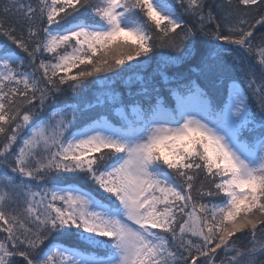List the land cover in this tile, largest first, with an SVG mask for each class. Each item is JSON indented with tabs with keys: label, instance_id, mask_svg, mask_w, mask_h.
<instances>
[{
	"label": "snow or ice",
	"instance_id": "1",
	"mask_svg": "<svg viewBox=\"0 0 264 264\" xmlns=\"http://www.w3.org/2000/svg\"><path fill=\"white\" fill-rule=\"evenodd\" d=\"M0 264H264V0H0Z\"/></svg>",
	"mask_w": 264,
	"mask_h": 264
},
{
	"label": "trees",
	"instance_id": "2",
	"mask_svg": "<svg viewBox=\"0 0 264 264\" xmlns=\"http://www.w3.org/2000/svg\"><path fill=\"white\" fill-rule=\"evenodd\" d=\"M181 70H183V69H181ZM117 87H118V89H121V90H123V86L122 85H117ZM135 87V86H134ZM62 100H68L69 102H74V101H72V100H70L69 98H67V97H65V98H61Z\"/></svg>",
	"mask_w": 264,
	"mask_h": 264
}]
</instances>
